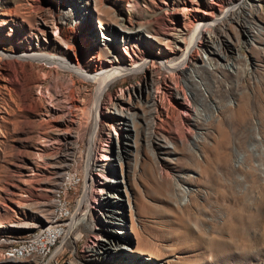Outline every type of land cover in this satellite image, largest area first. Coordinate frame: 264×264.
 <instances>
[{
	"label": "rangeland",
	"instance_id": "1",
	"mask_svg": "<svg viewBox=\"0 0 264 264\" xmlns=\"http://www.w3.org/2000/svg\"><path fill=\"white\" fill-rule=\"evenodd\" d=\"M212 12V0H0L5 54L61 46L91 71L114 54L126 66L152 59L114 79L97 114L93 81L0 58V246L44 222L50 190L72 167L93 172L82 175L93 207L73 208L82 218L57 242L62 264H264V0L211 27L187 75L156 61L178 58L170 34ZM236 213L245 236L230 229Z\"/></svg>",
	"mask_w": 264,
	"mask_h": 264
},
{
	"label": "bare ground",
	"instance_id": "2",
	"mask_svg": "<svg viewBox=\"0 0 264 264\" xmlns=\"http://www.w3.org/2000/svg\"><path fill=\"white\" fill-rule=\"evenodd\" d=\"M130 1H132L134 3L136 2V0H130ZM212 1L220 6V12L218 14H215V15H213V12H212L210 14L212 16V18H209V19L201 18V19L196 20V21H191L190 25H189L191 30L187 33L177 32L176 34H174V33L170 34L171 37L175 40V42L179 41L176 43V47H177V49H179L181 47L180 48L181 54L178 58L170 60V61H167L165 58L158 57L156 59V61L158 62L160 68H163L164 70L171 73L172 75H174V74L177 76H181V74L187 75V69H188V65H189V62L191 60L192 54H194V52L197 53L198 48L201 45L200 41H201L202 37H204V34L208 32L206 34V37H207L208 41H210L212 43L214 38L212 37V34L210 32L211 31L210 28L217 26L218 23L222 22L227 17H230L233 14H235V12L237 11V8L240 7L244 2V0H218L219 3L214 1V0H212ZM223 3H225V6L223 5ZM119 22L120 21H118V23ZM56 23L57 22H55L54 25H55V29L57 32L54 35H55V37H59V35H58L59 31H58V27H57ZM121 23L122 22H120V24ZM138 31L139 30H137L136 33H138ZM185 35H186V39H185ZM59 38H61V37H59ZM61 40L63 41V44H65L64 45L65 48L69 49L71 47V44L69 43V41L67 39L61 38ZM57 45H59V44H57ZM57 49L59 51V54H55V55H53V54H50V55L35 54V53H24V54H20V55H10V54H5L3 52H0V58H1V60L3 59L4 61H7L6 59H9L10 61L17 63L20 66V68H22L23 70H24V66H26V65H28V66L37 65V66H40L43 68L45 66L44 64H46V66H48L50 68L51 72L56 73L58 76H60L59 70H64V71H70V72L76 73L78 76H80L84 80L93 81L94 83H96L95 103H94L93 109L95 110V112L97 114L99 111L98 110L99 107L101 108V105L103 103V101H102V99H104L103 95L106 93V89H107L108 85L114 79H116L120 75L132 73L138 69H141L145 64L148 63V61H149V63L152 62L151 56H149L148 58H144V59H141L139 61H134L133 63L126 66L124 64L123 60L118 55H115L113 53L114 55H111V57L107 60V62L102 63L100 68H97L96 70L91 71V70L86 69L83 65H80L79 61L75 64L72 63V61L68 59V52L65 51V49L62 48L61 46H58ZM8 64H9V62L7 61L5 63V65L8 66ZM30 68H32V67H30ZM4 77H5V79L9 80L10 82H14V83L16 82V81H12L9 79V72L5 73ZM70 78H72V76H70ZM180 87H181V90L183 92V97L185 99H188V97L185 94L184 88L182 86H180ZM151 100H153V98ZM249 111H250V108H249L248 100H247V98L244 97L243 100H240L239 104L234 109V113L236 115L235 118H236V122H237L236 123L237 127H242ZM96 119H95V123L98 124V121ZM220 137H221V140H223V141L229 140V135L226 134L225 130H223V134ZM107 158H108L107 154H103L102 157L100 158V160H106ZM88 171L89 170H87L86 173H89V176H91L92 172H88ZM95 182L99 183V184L102 183L101 179H96ZM97 187H99V186H97ZM105 194L106 195H104V193H102V195H104V197L102 199L107 200L108 195H107V193H105ZM92 202L94 205L95 204L98 205V201L95 198H93ZM240 204L243 206L242 203H240ZM91 206H93V205L91 204ZM241 214L236 213L235 217H233L234 215L232 214V220L230 221V229H231V231H234L233 235H235L237 233H241L242 235L245 236V231H246L245 221L242 220L241 218H239V215H241ZM106 215H108V219L112 218V216L114 217L112 212H107ZM74 216L75 215H73V217L70 221V225L75 224L78 220H80L82 218V217H80V218L78 217V220H76L74 218ZM228 228H229V226H228ZM67 235L69 236V230H67ZM104 241L105 240L103 239L102 243H101L102 247L104 246ZM246 246H248V245L246 244Z\"/></svg>",
	"mask_w": 264,
	"mask_h": 264
},
{
	"label": "built area",
	"instance_id": "3",
	"mask_svg": "<svg viewBox=\"0 0 264 264\" xmlns=\"http://www.w3.org/2000/svg\"><path fill=\"white\" fill-rule=\"evenodd\" d=\"M95 173V172H94ZM93 174V172H92ZM89 176L91 179L93 176ZM99 175L98 173H95ZM72 167L63 168L54 186L50 190L49 206L44 216V222L30 231L7 239L0 246V258L11 264H62L60 253L56 249L57 242L67 237V230L73 225V208L76 210L86 201L91 206L87 196V178ZM80 189L76 185L80 184Z\"/></svg>",
	"mask_w": 264,
	"mask_h": 264
}]
</instances>
